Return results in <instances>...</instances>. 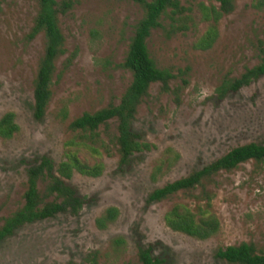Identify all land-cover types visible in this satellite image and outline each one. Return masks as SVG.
<instances>
[{
  "label": "rangeland",
  "instance_id": "1",
  "mask_svg": "<svg viewBox=\"0 0 264 264\" xmlns=\"http://www.w3.org/2000/svg\"><path fill=\"white\" fill-rule=\"evenodd\" d=\"M55 1H69L71 8L58 15L63 53L55 61L51 101L37 121L32 91L44 38L40 34L27 39L37 2L0 0V117L12 112L19 127L13 138H0V226L23 205L27 167L42 156L59 164L64 143L77 137L70 122L116 105L131 81L130 72L120 65L143 16L142 6L129 0ZM231 1L233 10L218 22V37L206 51L193 45L207 27L201 6L217 7L212 0H179L187 9L186 30L163 19L151 31L146 42L150 58L157 68L175 75L168 92L159 83L149 87L133 121V131L153 148L120 167L115 122L101 126L104 146L99 155L81 151L79 157L90 164L101 162L102 174L90 178L75 173L67 181L84 199L81 211L21 227L0 243V264H90L93 258L94 264H139V248H150L162 264H228L216 257L217 251L242 243L264 254V163L241 164L193 191L148 203L155 189L202 169L231 149L264 144V76L222 100L215 93L224 78H237L258 63V43L264 42V8L255 9L254 0ZM62 107L67 108L64 121L58 118ZM166 149L179 159L152 181L150 175ZM43 188L39 183L41 193ZM204 188L212 197L219 231L197 240L169 229L165 213L178 203L202 204ZM108 208H116L118 216L99 229L95 221ZM119 238L124 244L117 246L114 240Z\"/></svg>",
  "mask_w": 264,
  "mask_h": 264
},
{
  "label": "trees",
  "instance_id": "2",
  "mask_svg": "<svg viewBox=\"0 0 264 264\" xmlns=\"http://www.w3.org/2000/svg\"><path fill=\"white\" fill-rule=\"evenodd\" d=\"M141 5L143 16L133 29L126 55L122 64L123 69L131 74V81L119 102L109 105L93 113L85 112L69 124L71 131L77 137L64 143V159L57 165L42 156L26 169V188L23 194V205L0 226V243L13 235L21 227L43 220L54 218L58 214L70 213L77 215L84 204V199L67 184L77 173L85 177L96 178L102 174L103 164H90L79 157L82 151L98 156L103 143L98 130L113 121L116 125L115 147L119 155V166H127L136 154L150 151L153 146L142 141L133 131L132 125L143 97L147 95L152 84L159 83L163 92H168V83L175 78L170 71L155 66L147 50V39L151 31L161 26L163 19H168L170 26H177L180 30L187 29V21L183 19L187 9L181 6L179 0H129ZM217 4L201 6V20L207 27L201 37L194 43L195 50L206 51L212 47L218 37V22L232 12L231 0H212ZM37 13L27 39L33 40L38 35L44 38V52L39 60L33 81L32 112L35 120L43 119L52 98L53 78L55 75V61L63 53L64 39L58 24V15L71 8L69 1L60 4L55 0H36ZM252 6L261 10L264 0H254ZM182 17V18H181ZM258 63L244 70L237 78H224L215 93L218 100L237 93L243 87L250 85L264 76V42L258 43ZM60 121L67 118V108L62 107L58 113ZM19 131L15 122V115L7 112L0 117V138L9 140ZM179 159V155L171 149H166L154 167L150 178L156 181L164 172L169 170ZM254 162L264 163V144L250 143L231 149L224 156L211 164L194 171L186 177L180 178L155 189L148 197V203L160 202L179 192H190L202 187L221 171H231L239 165ZM39 183L44 184L43 193L39 191ZM203 203H196L194 207L186 204L173 205L164 215L165 225L174 232L182 233L197 240H207L214 236L220 228L219 220L211 210V195L201 191ZM199 199V198H198ZM200 201V200H199ZM118 216L116 208H108L96 219L99 229H105ZM114 243L124 244L122 239H115ZM216 257L228 264H264V254H258L251 244L227 246L216 253ZM139 264H162L163 262L151 254L150 248H139L137 251ZM92 259L90 264H94Z\"/></svg>",
  "mask_w": 264,
  "mask_h": 264
}]
</instances>
